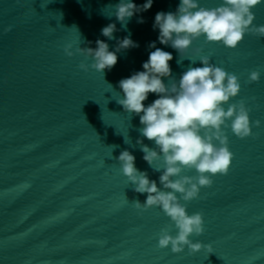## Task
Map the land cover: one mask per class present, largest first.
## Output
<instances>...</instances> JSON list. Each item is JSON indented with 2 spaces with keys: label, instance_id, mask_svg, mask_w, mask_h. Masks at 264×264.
Listing matches in <instances>:
<instances>
[{
  "label": "water",
  "instance_id": "1",
  "mask_svg": "<svg viewBox=\"0 0 264 264\" xmlns=\"http://www.w3.org/2000/svg\"><path fill=\"white\" fill-rule=\"evenodd\" d=\"M199 2L212 8L221 0ZM117 3L0 0V264H264V37L246 34L236 49H228L201 36L180 57L159 43V29L153 28L156 13L175 12L180 0H153L126 30L115 9L106 7ZM253 11L254 23L264 24V3ZM141 18L144 23H138ZM110 23L117 28L112 40L101 34ZM129 35L139 47L118 52L116 65L104 74L76 53L79 46L95 48L97 39L115 51L117 40ZM151 42L172 53L177 81L189 66L202 67L200 56L235 73L241 91L232 102L244 100L250 109L253 135L240 139L225 129L234 154L229 172L212 177V186L187 202L189 214L203 213L205 228L190 239L210 245L212 253L207 247L192 254L159 248L160 230H177L161 209L135 208L132 202L143 203L147 194L133 190L116 159L130 151L137 169L160 187L161 173L143 160L136 143L141 139L155 148L154 142L140 135L139 116L116 102L123 95L118 82L143 71L155 50ZM69 44L71 57L64 51ZM81 63L89 65L87 71ZM256 69L261 79L249 83ZM157 98L149 93L145 106ZM112 145L118 146L113 152ZM159 165L162 160L153 166Z\"/></svg>",
  "mask_w": 264,
  "mask_h": 264
},
{
  "label": "clouds",
  "instance_id": "2",
  "mask_svg": "<svg viewBox=\"0 0 264 264\" xmlns=\"http://www.w3.org/2000/svg\"><path fill=\"white\" fill-rule=\"evenodd\" d=\"M262 3L264 0H221L218 6L208 8L199 0H180L175 12L156 13L153 28L159 29V43L171 46L180 57L201 36L207 43L236 49L246 34L264 37V24L254 23L256 15L253 11ZM152 5L153 0H146L139 6L132 0H119V3L106 7L115 9L114 16L126 30L136 13L148 11ZM138 23H144V20L141 18ZM4 31H11V26ZM116 31V24L110 23L102 28L101 34L112 40L116 39L113 35ZM95 44V48L79 46L76 53L91 58L90 67L102 74L105 69L111 70L116 65L118 52L139 47L130 35L117 40L115 51H110L104 40L97 39ZM148 47L155 50L143 63V71L118 82L123 95L116 102L128 114L139 116L140 135L154 142L155 148H150L141 139L136 143L144 153L143 160L161 173L160 187L156 180L149 179L146 171L137 169L136 158L130 151H121L116 159L133 190L147 194L143 203L139 200L132 202L135 208L141 211L161 209L177 230L172 235L168 227L162 228L158 237L159 248L170 247L176 254L187 248L192 254L207 247L212 253L210 245L190 239L193 235H202L205 228L203 213L189 214L187 202L198 199L202 188L211 187L212 177L229 172L234 154L229 149L225 129L230 128L240 139L253 135L250 109L244 100L232 102L241 91L239 77L212 63L209 56H200L198 61L202 67L189 66L177 81L172 77L169 63L173 59L172 53L156 47L155 42ZM71 48L69 44L64 49L69 57L75 54ZM189 60L192 64L197 62ZM182 61L180 59L178 63ZM79 67L87 71L89 65L81 63ZM163 78H169V82L166 84ZM260 79V70L250 71L249 83H258ZM149 93L158 98L145 106ZM254 124L260 127L261 122L256 120ZM109 147L113 152L118 146ZM161 160L162 165L153 166L155 161ZM186 170H195L196 174H184Z\"/></svg>",
  "mask_w": 264,
  "mask_h": 264
}]
</instances>
